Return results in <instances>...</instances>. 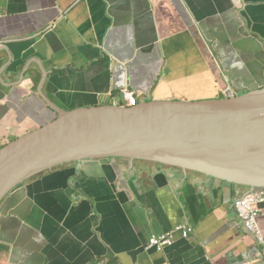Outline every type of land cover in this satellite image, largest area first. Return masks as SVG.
Wrapping results in <instances>:
<instances>
[{
	"label": "crops",
	"instance_id": "crops-1",
	"mask_svg": "<svg viewBox=\"0 0 264 264\" xmlns=\"http://www.w3.org/2000/svg\"><path fill=\"white\" fill-rule=\"evenodd\" d=\"M125 89L140 103L264 89V0H0V149L55 107L125 106ZM251 192L146 162L66 164L0 205V264H264L234 209ZM178 225L192 237L144 249Z\"/></svg>",
	"mask_w": 264,
	"mask_h": 264
},
{
	"label": "water",
	"instance_id": "water-1",
	"mask_svg": "<svg viewBox=\"0 0 264 264\" xmlns=\"http://www.w3.org/2000/svg\"><path fill=\"white\" fill-rule=\"evenodd\" d=\"M0 149V205L66 164L146 162L264 190V89L222 100L154 101L64 111Z\"/></svg>",
	"mask_w": 264,
	"mask_h": 264
},
{
	"label": "built area",
	"instance_id": "built-area-1",
	"mask_svg": "<svg viewBox=\"0 0 264 264\" xmlns=\"http://www.w3.org/2000/svg\"><path fill=\"white\" fill-rule=\"evenodd\" d=\"M122 98L126 107H137L140 102L135 91L125 89L122 92ZM264 206V190L252 191L244 198L236 200L234 209L246 231L251 233L257 240V243L263 246L264 253V233L258 225L260 211ZM180 233L183 239H190L194 234V229L188 225H178L166 233L152 235L145 246V250L172 247L177 239L176 235Z\"/></svg>",
	"mask_w": 264,
	"mask_h": 264
},
{
	"label": "rangeland",
	"instance_id": "rangeland-1",
	"mask_svg": "<svg viewBox=\"0 0 264 264\" xmlns=\"http://www.w3.org/2000/svg\"><path fill=\"white\" fill-rule=\"evenodd\" d=\"M119 104H122V101L118 102Z\"/></svg>",
	"mask_w": 264,
	"mask_h": 264
}]
</instances>
